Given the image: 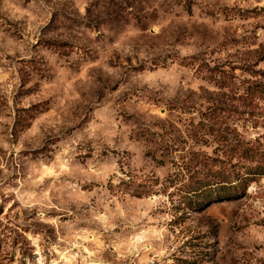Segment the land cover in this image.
Masks as SVG:
<instances>
[{
	"label": "rangeland",
	"instance_id": "1",
	"mask_svg": "<svg viewBox=\"0 0 264 264\" xmlns=\"http://www.w3.org/2000/svg\"><path fill=\"white\" fill-rule=\"evenodd\" d=\"M260 85L264 0H0V264H264V176L183 201Z\"/></svg>",
	"mask_w": 264,
	"mask_h": 264
},
{
	"label": "trees",
	"instance_id": "2",
	"mask_svg": "<svg viewBox=\"0 0 264 264\" xmlns=\"http://www.w3.org/2000/svg\"><path fill=\"white\" fill-rule=\"evenodd\" d=\"M264 87L263 85H260ZM225 141H229L227 135L221 136ZM236 138H233L232 142H228L227 146L230 145L232 149L230 152L232 155L238 159L249 160L252 163H255L254 166L247 167V171L243 174L239 173L238 184L235 187H230L226 185L228 183L227 177L224 174H221L218 178H208L200 180L197 182V186L191 188L186 193L188 194L184 202L189 204L191 207L195 206L192 209H204L209 207L214 202H221L226 200H231L239 196V189L245 187L244 184L247 180L255 176H264V154L258 151V148L249 145L250 143H244L237 135ZM224 173V172H223Z\"/></svg>",
	"mask_w": 264,
	"mask_h": 264
},
{
	"label": "built area",
	"instance_id": "3",
	"mask_svg": "<svg viewBox=\"0 0 264 264\" xmlns=\"http://www.w3.org/2000/svg\"><path fill=\"white\" fill-rule=\"evenodd\" d=\"M149 264H155V260H151V262Z\"/></svg>",
	"mask_w": 264,
	"mask_h": 264
}]
</instances>
